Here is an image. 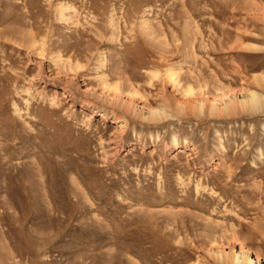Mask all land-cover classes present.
Returning a JSON list of instances; mask_svg holds the SVG:
<instances>
[{
    "label": "rangeland",
    "instance_id": "rangeland-1",
    "mask_svg": "<svg viewBox=\"0 0 264 264\" xmlns=\"http://www.w3.org/2000/svg\"><path fill=\"white\" fill-rule=\"evenodd\" d=\"M233 250L264 262V0H0V264Z\"/></svg>",
    "mask_w": 264,
    "mask_h": 264
},
{
    "label": "bare ground",
    "instance_id": "bare-ground-1",
    "mask_svg": "<svg viewBox=\"0 0 264 264\" xmlns=\"http://www.w3.org/2000/svg\"><path fill=\"white\" fill-rule=\"evenodd\" d=\"M258 102V97L255 93L249 92L246 94L242 99V105L243 104H256ZM202 106V105H201ZM216 104L215 102L212 103V107L215 108ZM228 104L224 102V108H227ZM152 118L159 119L161 118V115H163L164 109H153L149 111ZM231 259L229 261V264H264L263 261L259 260L257 257H253L249 255L248 253L244 252L243 250H236L232 251L231 253Z\"/></svg>",
    "mask_w": 264,
    "mask_h": 264
}]
</instances>
